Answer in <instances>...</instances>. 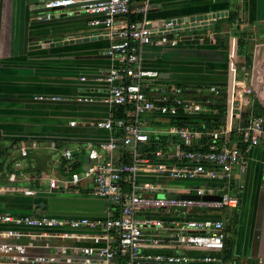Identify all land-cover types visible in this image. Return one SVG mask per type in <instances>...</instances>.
Masks as SVG:
<instances>
[{
	"label": "crops",
	"instance_id": "obj_1",
	"mask_svg": "<svg viewBox=\"0 0 264 264\" xmlns=\"http://www.w3.org/2000/svg\"><path fill=\"white\" fill-rule=\"evenodd\" d=\"M41 6V2L30 0H0V187L11 186L7 170L18 156L10 147L16 140L36 142V148L31 149L21 163L29 177L45 176V182H39L45 183L41 186L45 193L24 196L0 192V213L103 218L108 208L104 199L70 190H51L47 183L50 178L59 180L67 176L66 161L61 154L64 147L72 151L73 165H81L84 155L81 150L87 144L109 136L108 131L94 124L108 118L112 112L111 106L103 101L108 94L103 78L113 64L106 54L109 40L101 35L98 27L87 23L89 16L80 13L77 5L53 12L54 18L50 19H43V14L33 12ZM204 12L219 15L209 34L211 37L175 47L145 45L140 50L141 64L167 73V77L159 79L163 84L188 86L190 96L194 98L204 94L213 98L206 89L211 85L227 86L230 80L228 66L232 61L239 70L255 61L257 80L261 83L258 108L264 127V0H151L149 17L160 20ZM196 32L204 34L207 31L198 29ZM240 38L248 45L239 46ZM199 87L203 89L202 93L197 92ZM41 95L45 99H39ZM82 95L91 96L94 101H77ZM224 104L225 97H220L217 106L192 117L210 121L213 129L225 130L229 142L244 149L240 129L246 123L245 110L230 117ZM71 120L76 122L74 126L69 125ZM165 121L159 114L141 116L148 134L155 135L165 145L158 149L174 152L180 142L168 135V126L157 124ZM118 154L119 151H115L113 157ZM263 157L264 149L259 146L246 149L244 169L236 165L228 180H181L137 173L135 178L140 183L149 181L166 185L165 190H160L162 194H193L196 186H202L216 187L217 194L214 195L226 193L238 199L236 207L191 208L178 215L163 211L147 213L165 223L184 219L221 220L226 233V249L183 248L169 239L167 229L157 228L146 231V236L163 238L165 243L158 246L145 243L143 250L186 254L195 258L190 264H264ZM169 180L189 184L176 187L169 185ZM62 192H69L70 197L64 195L66 199L61 198ZM50 243L51 240L45 237V255L56 251ZM207 256L212 261L200 262ZM61 262L64 261L52 264H63Z\"/></svg>",
	"mask_w": 264,
	"mask_h": 264
},
{
	"label": "built area",
	"instance_id": "obj_2",
	"mask_svg": "<svg viewBox=\"0 0 264 264\" xmlns=\"http://www.w3.org/2000/svg\"><path fill=\"white\" fill-rule=\"evenodd\" d=\"M79 2L78 11L89 16L87 23L98 27L101 35L109 40L106 54L113 61L103 78L108 94L103 99L111 106V115L94 124L108 131L106 139L89 143L81 151L91 160V166L77 172L73 166L72 151L64 147L67 176L48 180V188L104 199L107 213L101 217L54 216L45 213L11 215L0 213V264H190L195 261L186 254L149 253L145 243L158 246L163 238L146 236V231L165 228L169 239L183 248L221 250L225 242V229L221 220L184 219L169 223L147 216L152 211L178 215L191 208L215 210L236 207L238 199L220 193L218 199H205L204 195L217 194L216 187L196 186L197 199L163 196L159 191L167 186L149 181H136L139 172L164 175L169 179L195 178L228 180L233 169H244V151L259 146L264 149L263 118L256 112L261 98L257 80V65L253 61L241 70L232 61L228 69L230 80L226 87L209 86L206 94L190 96V87L159 83L160 71L144 67L140 50L145 45L175 47L181 43L204 41L212 32L219 17L216 12L181 15L163 19L149 17L151 0H47L46 8H69ZM46 13V19L50 14ZM134 19L127 20V16ZM45 15V12L43 13ZM45 19V18H44ZM204 29V34L196 30ZM235 40L233 41V45ZM202 93V88H197ZM225 97L224 108L231 117L245 110L246 123L240 129L246 148L229 142L225 130L192 129L188 126L169 125L166 132L176 137L180 144L194 149L174 152H153L152 157L139 150L147 143L148 132L141 116L159 114L166 120L176 116H192L207 112L218 105V98ZM45 99V96H38ZM58 97H51L57 99ZM77 101L92 102L93 97L82 95ZM118 106L129 107L126 118H116ZM75 121H69L70 126ZM34 140L14 141L10 147L17 151V158L10 163L7 179L11 186L0 187V192L21 193L35 196L44 192L45 176L31 178L21 163L36 148ZM119 151L117 157H113ZM129 156L125 162L124 155ZM80 165V163H78ZM77 164V166H78ZM264 164V157H263ZM86 181V183H84ZM34 182V183H33ZM37 182V183H35ZM45 237L51 240L55 253L45 255ZM44 250V251H43ZM71 257V258H70ZM203 257L200 262H210Z\"/></svg>",
	"mask_w": 264,
	"mask_h": 264
},
{
	"label": "trees",
	"instance_id": "obj_3",
	"mask_svg": "<svg viewBox=\"0 0 264 264\" xmlns=\"http://www.w3.org/2000/svg\"><path fill=\"white\" fill-rule=\"evenodd\" d=\"M134 19V15L131 14L130 15V20L132 21ZM221 42V41H220ZM238 44L239 46H247L248 43L244 40H242V38L238 39ZM248 60V59H247ZM250 61V60H248ZM129 110V107H125V106H118L115 110H114V117L116 118H126L127 117V112ZM256 112L259 113V108L257 107ZM157 124H160L162 126H169V125H182V126H188L192 129H199V130H206V131H211L213 128L212 124L210 123V121L208 120H204L203 118L196 116V117H192V116H176V117H172L168 120H166L165 122H158ZM181 145V144H180ZM165 145L161 143L160 139L155 138V135L153 134H148V141L147 143H144L142 145L139 146V150L141 152H144L145 155L152 157L153 152H155L158 148H164ZM182 149H194V146H190V147H186L181 145ZM123 159L125 162L129 161V156H127L126 154L123 156ZM74 168L79 167V165H75L73 166ZM226 237H225V242H224V246L223 248L226 249ZM222 248V249H223Z\"/></svg>",
	"mask_w": 264,
	"mask_h": 264
},
{
	"label": "water",
	"instance_id": "obj_4",
	"mask_svg": "<svg viewBox=\"0 0 264 264\" xmlns=\"http://www.w3.org/2000/svg\"><path fill=\"white\" fill-rule=\"evenodd\" d=\"M30 1L33 2V3H36V2L43 3L44 1H47V0H30ZM75 5H79V2L73 3L70 7L75 6ZM60 9H63V7L46 8V7L41 6V7H38V8H34L33 9V12L36 13V14H43L45 12V15L42 16V18L44 19V18H46V13H48L50 11L56 12V11H58ZM63 14H65V13H63ZM50 16H51V18H54V13H51ZM129 18L130 17L127 16V20H129ZM167 76H168L167 73H162L160 71L159 79H161V78L164 79ZM159 83H161V81H159ZM257 88L258 89H261V83L258 84ZM81 158H82V163L76 169L77 172L87 170L91 166V164H92L91 160L89 159V157L86 154L82 155ZM162 195L163 196H169V197L170 196H172V197L179 196L180 198H193V199H197L198 198V195H196V194H180V195H178V194H162ZM203 198H205V199H218L220 197H219V195H208L207 194V195H204Z\"/></svg>",
	"mask_w": 264,
	"mask_h": 264
},
{
	"label": "rangeland",
	"instance_id": "obj_5",
	"mask_svg": "<svg viewBox=\"0 0 264 264\" xmlns=\"http://www.w3.org/2000/svg\"><path fill=\"white\" fill-rule=\"evenodd\" d=\"M176 182H178V181H176V180H169V185H173V186H176L177 187V186L189 184V183H176ZM62 193H64V194H63V196H61V198L66 199L65 198L66 196H69L70 197V195H67V194H69V192H62ZM159 194H162V192L160 191ZM175 194H176V192H175ZM64 195H66V196H64Z\"/></svg>",
	"mask_w": 264,
	"mask_h": 264
}]
</instances>
